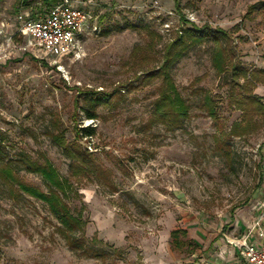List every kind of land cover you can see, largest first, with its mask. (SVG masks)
I'll use <instances>...</instances> for the list:
<instances>
[{"label":"rangeland","instance_id":"374dc122","mask_svg":"<svg viewBox=\"0 0 264 264\" xmlns=\"http://www.w3.org/2000/svg\"><path fill=\"white\" fill-rule=\"evenodd\" d=\"M78 3L90 21L79 48L57 57L28 44L16 21L50 6L0 0V139L15 179L47 192L16 160L25 155L49 159L68 181L85 247L99 254L71 250L47 204L0 176V264H200L197 238L207 246L264 226V76L254 74L264 67V0ZM202 27L226 35L192 43L186 31ZM179 38L188 47L176 46L169 72L189 113L160 122V67Z\"/></svg>","mask_w":264,"mask_h":264},{"label":"trees","instance_id":"16d2710c","mask_svg":"<svg viewBox=\"0 0 264 264\" xmlns=\"http://www.w3.org/2000/svg\"><path fill=\"white\" fill-rule=\"evenodd\" d=\"M43 1L46 3V5L51 6L56 0ZM186 32L188 33L187 38L194 44L200 43L210 37H212L217 42L219 41V38L226 35L222 30H210L208 27H202L201 29H188ZM185 42L186 40H184L183 38H179L172 44H170V46L166 50L163 65L162 67H160L164 79V88L161 90L159 99L155 104V110L157 113L156 118L160 122H166L168 116L185 119V117H187L189 113L188 105L186 104V101L180 95L178 90L174 87V83L169 72L170 65H172V62L174 60L173 56H178L180 54H174V49L176 48V46H181L187 49L188 45L186 46ZM222 58L224 59L223 54L218 52L216 54L217 60H214L216 66L219 67ZM259 72L260 71L256 70L254 74ZM232 74L235 77L239 74H243L246 76L247 72L244 68L238 67L236 64H233ZM251 78L253 77L251 76ZM252 98L258 99L257 96H253ZM106 99H108V97L97 98L95 105H101L105 103ZM95 118V113H91L88 115V119ZM79 131L82 136H92V134L94 133L93 127H82L79 129ZM57 140L58 143L60 145H63L67 150L68 146L66 147L63 139L58 138ZM5 148L6 147L3 144V140L0 139V176L9 183H16L19 190L26 195L38 198L47 204L51 214L58 219L61 225L59 229L66 239L71 250L84 253L87 256L98 255L99 253L97 249L93 247L87 249L85 247V227L83 226V221L81 220V218L75 216L72 213L71 208L66 201L68 197L69 183L66 179L61 178L58 171L49 161V159L45 158L43 162H36L31 158L26 157L25 155H20V157L16 159L26 170L37 173L42 177L47 188V192H44L37 187H33L15 179V172H13V159L9 158ZM70 151L72 152V150ZM71 154V156L80 159V162L84 163L85 166L81 167V169H85V171H87L88 169L86 167L84 158L80 155H76L75 153L73 154V152ZM177 232L178 230H174L172 234L175 235L177 234ZM92 241H95V239H92Z\"/></svg>","mask_w":264,"mask_h":264},{"label":"built area","instance_id":"2783aa9c","mask_svg":"<svg viewBox=\"0 0 264 264\" xmlns=\"http://www.w3.org/2000/svg\"><path fill=\"white\" fill-rule=\"evenodd\" d=\"M90 18V13L79 5L78 0H60L42 13L20 11L16 21L19 34L27 39L28 44L46 55L63 57L79 48ZM254 230L257 231V239L252 240ZM234 244L240 251L242 264H264L262 219L255 221Z\"/></svg>","mask_w":264,"mask_h":264},{"label":"crops","instance_id":"0c3cea01","mask_svg":"<svg viewBox=\"0 0 264 264\" xmlns=\"http://www.w3.org/2000/svg\"><path fill=\"white\" fill-rule=\"evenodd\" d=\"M262 68L258 71L264 76V67ZM234 231L223 233L224 237L214 238L215 240L213 239L214 241L207 246H202V240L197 238V244H201L202 250L200 252H202L201 255L203 256L200 264H242L240 251L234 243L242 238L244 234L234 233ZM253 239H257L256 233H254Z\"/></svg>","mask_w":264,"mask_h":264}]
</instances>
